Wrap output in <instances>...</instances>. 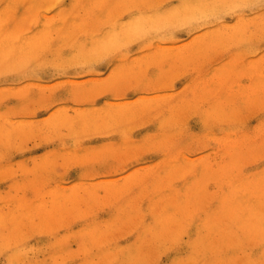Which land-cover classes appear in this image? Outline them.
<instances>
[{
    "label": "clouds",
    "instance_id": "clouds-1",
    "mask_svg": "<svg viewBox=\"0 0 264 264\" xmlns=\"http://www.w3.org/2000/svg\"><path fill=\"white\" fill-rule=\"evenodd\" d=\"M0 264H264V0H0Z\"/></svg>",
    "mask_w": 264,
    "mask_h": 264
}]
</instances>
